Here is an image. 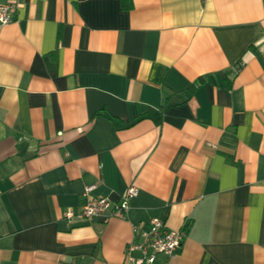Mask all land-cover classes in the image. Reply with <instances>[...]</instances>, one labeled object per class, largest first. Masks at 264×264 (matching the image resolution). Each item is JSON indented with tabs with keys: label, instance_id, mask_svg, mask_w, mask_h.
Instances as JSON below:
<instances>
[{
	"label": "crops",
	"instance_id": "crops-1",
	"mask_svg": "<svg viewBox=\"0 0 264 264\" xmlns=\"http://www.w3.org/2000/svg\"><path fill=\"white\" fill-rule=\"evenodd\" d=\"M0 0V264H264V0ZM122 215L68 221L85 186ZM138 255L137 252H134Z\"/></svg>",
	"mask_w": 264,
	"mask_h": 264
},
{
	"label": "built area",
	"instance_id": "built-area-1",
	"mask_svg": "<svg viewBox=\"0 0 264 264\" xmlns=\"http://www.w3.org/2000/svg\"><path fill=\"white\" fill-rule=\"evenodd\" d=\"M16 6L11 3L0 4V24L13 21ZM94 185L85 186L83 191L84 202L77 212L67 210L64 214L68 221H89L101 216L122 215L129 207L130 200L137 194V187L131 185L118 199L107 196H94ZM133 231L141 240L130 242L125 248L122 264H167L160 259L171 257L183 244L185 231L174 229L157 216L149 218L134 226ZM137 252L138 255H135Z\"/></svg>",
	"mask_w": 264,
	"mask_h": 264
},
{
	"label": "trees",
	"instance_id": "trees-1",
	"mask_svg": "<svg viewBox=\"0 0 264 264\" xmlns=\"http://www.w3.org/2000/svg\"><path fill=\"white\" fill-rule=\"evenodd\" d=\"M132 6L131 0H121V8L123 10H129Z\"/></svg>",
	"mask_w": 264,
	"mask_h": 264
}]
</instances>
